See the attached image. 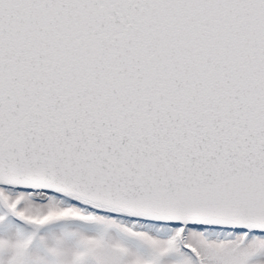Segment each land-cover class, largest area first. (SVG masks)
<instances>
[{"label": "snow or ice", "instance_id": "6c2138e0", "mask_svg": "<svg viewBox=\"0 0 264 264\" xmlns=\"http://www.w3.org/2000/svg\"><path fill=\"white\" fill-rule=\"evenodd\" d=\"M9 217L150 249L81 236L55 264H264V0H0ZM34 235L0 239L5 264H47Z\"/></svg>", "mask_w": 264, "mask_h": 264}, {"label": "rangeland", "instance_id": "374dc122", "mask_svg": "<svg viewBox=\"0 0 264 264\" xmlns=\"http://www.w3.org/2000/svg\"><path fill=\"white\" fill-rule=\"evenodd\" d=\"M118 222L131 225L128 218L116 217ZM137 231H153V234H159L162 238L165 233H157L147 226H136ZM35 233L32 242L28 248V257L30 260H43L47 264H55V258L49 253V248L59 247L65 253V259L71 258V253L78 245L81 236H96L104 234L105 239L109 241H122L133 252H137L145 257L149 256L150 249L142 241L133 238L120 231L115 226L108 227L102 222H84L76 219H65L46 226L35 228L32 225L25 224L15 217H9V220L0 222V239L15 240L19 235H29ZM8 253H0V264H5ZM178 259V257H172ZM88 264H95L94 260L89 259Z\"/></svg>", "mask_w": 264, "mask_h": 264}, {"label": "trees", "instance_id": "16d2710c", "mask_svg": "<svg viewBox=\"0 0 264 264\" xmlns=\"http://www.w3.org/2000/svg\"><path fill=\"white\" fill-rule=\"evenodd\" d=\"M89 211H92V209H89ZM120 217H121V218H124V219L127 218V217H124V216H120ZM128 219H129V218H128Z\"/></svg>", "mask_w": 264, "mask_h": 264}]
</instances>
